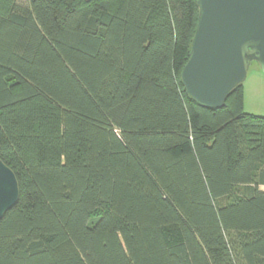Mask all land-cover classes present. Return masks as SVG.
I'll list each match as a JSON object with an SVG mask.
<instances>
[{
  "label": "trees",
  "instance_id": "obj_1",
  "mask_svg": "<svg viewBox=\"0 0 264 264\" xmlns=\"http://www.w3.org/2000/svg\"><path fill=\"white\" fill-rule=\"evenodd\" d=\"M197 0H0V264H264V116L181 81ZM255 62V61H254Z\"/></svg>",
  "mask_w": 264,
  "mask_h": 264
},
{
  "label": "water",
  "instance_id": "obj_2",
  "mask_svg": "<svg viewBox=\"0 0 264 264\" xmlns=\"http://www.w3.org/2000/svg\"><path fill=\"white\" fill-rule=\"evenodd\" d=\"M198 23L181 81L201 107L222 108L256 61L264 72V0H197ZM15 171L0 158V220L18 202Z\"/></svg>",
  "mask_w": 264,
  "mask_h": 264
},
{
  "label": "rangeland",
  "instance_id": "obj_3",
  "mask_svg": "<svg viewBox=\"0 0 264 264\" xmlns=\"http://www.w3.org/2000/svg\"><path fill=\"white\" fill-rule=\"evenodd\" d=\"M242 89L244 91V111L264 116V72L258 62L251 64Z\"/></svg>",
  "mask_w": 264,
  "mask_h": 264
}]
</instances>
